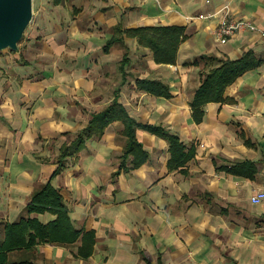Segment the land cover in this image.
Returning a JSON list of instances; mask_svg holds the SVG:
<instances>
[{
    "label": "crops",
    "instance_id": "0c3cea01",
    "mask_svg": "<svg viewBox=\"0 0 264 264\" xmlns=\"http://www.w3.org/2000/svg\"><path fill=\"white\" fill-rule=\"evenodd\" d=\"M224 6L231 21L260 31L220 43ZM33 12L25 45L0 54V221L17 220L32 193L50 182L75 228L93 232L95 245L88 258L78 242L38 245L22 259L264 264V205L251 202L264 191V0H33ZM147 26L184 28L175 64L156 63L132 38L104 51L116 31ZM249 53L252 67L226 88L225 101L204 105L197 122L191 101L203 63H184L200 56L238 61ZM137 79L159 80L171 96L141 91ZM115 99L137 123L161 126L193 150L183 170H170L168 140L139 128L148 158L133 168L116 121L86 139L54 176L61 147ZM37 218L46 224L54 216Z\"/></svg>",
    "mask_w": 264,
    "mask_h": 264
},
{
    "label": "trees",
    "instance_id": "16d2710c",
    "mask_svg": "<svg viewBox=\"0 0 264 264\" xmlns=\"http://www.w3.org/2000/svg\"><path fill=\"white\" fill-rule=\"evenodd\" d=\"M125 38L136 39L138 44L151 50L153 58L158 64H175L180 45L186 40L184 28L179 26H147L134 29L118 30L104 46L109 49ZM252 55L249 53L241 60L232 61L219 59L214 56H200L184 65L199 66L201 85L195 91L191 101L194 117L197 122L203 118L202 107L211 102H223L224 93L228 86L252 67ZM129 62L125 54L121 62V72L125 73V66ZM137 88L146 93L159 97L171 96L169 87L159 80H136ZM119 121L123 124V134L127 138V148L123 154L126 159L132 156L133 168L143 165L148 155L138 143L135 131L143 129L168 140L170 170H183L186 164L194 157L192 149L186 146L161 126L139 124L132 119L125 108L115 99L104 111L93 115L88 126L69 145L61 147L57 160L59 174L65 168V159L73 152L78 151L85 140L93 135H102L104 129ZM53 178V177H52ZM50 214L54 219L42 223L37 216ZM80 242L78 253L84 258L92 255L95 245L93 232H85L75 228L68 205L61 194L50 182L42 184L31 195L25 206L23 215L13 222L0 221V264H37L29 258L22 259V252L34 250L38 245H72Z\"/></svg>",
    "mask_w": 264,
    "mask_h": 264
},
{
    "label": "water",
    "instance_id": "95a60500",
    "mask_svg": "<svg viewBox=\"0 0 264 264\" xmlns=\"http://www.w3.org/2000/svg\"><path fill=\"white\" fill-rule=\"evenodd\" d=\"M33 17V0H0V52L18 51Z\"/></svg>",
    "mask_w": 264,
    "mask_h": 264
},
{
    "label": "built area",
    "instance_id": "2783aa9c",
    "mask_svg": "<svg viewBox=\"0 0 264 264\" xmlns=\"http://www.w3.org/2000/svg\"><path fill=\"white\" fill-rule=\"evenodd\" d=\"M224 12V16L220 20L219 26L216 30V37L218 41L222 44H225L230 38L235 36L236 34L240 33L241 31H252V32H259L260 30L257 29L255 25L251 22L246 20H239V21H231L228 17L229 14V7L224 6L221 11ZM264 36V32H261ZM251 202L254 205H264V191L256 193L251 197Z\"/></svg>",
    "mask_w": 264,
    "mask_h": 264
},
{
    "label": "rangeland",
    "instance_id": "374dc122",
    "mask_svg": "<svg viewBox=\"0 0 264 264\" xmlns=\"http://www.w3.org/2000/svg\"><path fill=\"white\" fill-rule=\"evenodd\" d=\"M32 23H33V22H31V24H32ZM31 24H30V26L28 27V29L26 30L24 37L22 38V40H21L20 43L18 44V51H19L20 48H22V47L25 45L26 40H27V37L30 36V34H29V32H30V27L33 26V24H32V25H31ZM32 31H33V30H32ZM18 51H17V52H18ZM2 52H5V53H7V54H9V53H16V52H13V51H11V50H4V51H2ZM2 52H0V54H1ZM1 221H3V219H1Z\"/></svg>",
    "mask_w": 264,
    "mask_h": 264
}]
</instances>
